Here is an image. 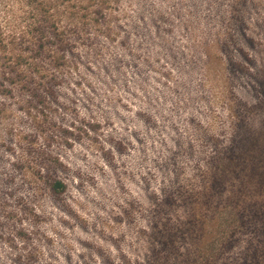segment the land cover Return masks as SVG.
<instances>
[{
  "label": "rangeland",
  "instance_id": "obj_1",
  "mask_svg": "<svg viewBox=\"0 0 264 264\" xmlns=\"http://www.w3.org/2000/svg\"><path fill=\"white\" fill-rule=\"evenodd\" d=\"M125 1L116 15V0H0V264H264V0ZM154 19L200 30L214 19L210 38L232 46L231 89L217 58L193 77L174 67L166 80L185 100L161 96L151 120L139 105L153 102L146 91L163 72L149 70L148 86L130 71L136 90L116 83V21ZM73 40L76 76L62 58ZM34 74L41 86L23 84ZM119 140L131 149L119 153ZM174 144L179 158L163 155ZM209 167L219 181L189 218L199 225L161 259L154 247L174 252L151 237V195L195 194ZM56 180L65 194L52 191ZM178 208L177 220L195 212L191 199Z\"/></svg>",
  "mask_w": 264,
  "mask_h": 264
},
{
  "label": "trees",
  "instance_id": "obj_2",
  "mask_svg": "<svg viewBox=\"0 0 264 264\" xmlns=\"http://www.w3.org/2000/svg\"><path fill=\"white\" fill-rule=\"evenodd\" d=\"M124 2L126 1L116 0V15L120 13V8L121 6H124ZM237 5L238 7L240 5H243L244 8L247 9L248 6L251 5V2L249 0H243L240 3L239 1H237ZM195 12L196 10L190 9V16ZM233 14H236V18H234L238 26H242V24L245 22V14L242 13V15L240 11H233ZM208 19H210V15L208 16ZM198 21L201 22V19L199 17ZM213 22L214 19H211L205 23L203 22L205 28L202 27V29L200 30V25H198L199 23L193 22V24L189 26L187 21H181L179 24L170 23L171 28H168L167 25H165L161 21H155V19L153 21H147V23L145 21L141 23L139 21H131V27L128 28L122 27L121 21H116V83L122 86V88L126 87V84L131 85L133 83L136 90L139 87V84L136 81H134L133 79H130V81H127L126 79V81H124L123 79L126 75H129L130 71L133 70L134 76L137 77H141L142 74H145L146 77H144V79L142 80L148 79V86L154 84L153 78L149 74V70L155 69L157 71H161L160 73L163 72V75L161 76V82L155 83V85H153L155 87L152 88V91H150V89L146 91V98H149V100L150 98L153 99V102H147L145 104L139 105V109L145 111L146 115L150 116L151 120H157V115L154 111L156 106L159 105L158 100L161 99V96H164L166 98L161 99V101H168V99L171 98H178V102L185 100V97L182 96L183 93L179 92L180 83L173 84L171 81L166 80L167 78H169V74L171 75L172 72L175 71L174 67L178 68V70L180 69V72L186 71V73H190L193 77V70L198 63L204 62L206 66L210 65V63L212 65H215V60L217 58L221 61V65L219 66V68L213 66V69L220 72V76L222 75L224 83L230 88L229 83L231 80V76L238 75L237 71L234 69V59L229 56V54H232V46L228 42V39L215 41L216 39L213 40L210 38L211 31L209 27H214ZM196 25H198V35H195ZM181 33L184 37L183 42L182 40H178L179 37L181 38ZM61 41L65 42L64 40ZM76 42L78 41L73 40V45L68 48V52L65 56L62 57L65 61V65L68 64V67L69 65H71L70 70L73 69V74L75 76L76 74H82V67L79 66V62L77 64V61L73 60L77 59L78 57L76 53H79L80 55V49L76 46ZM226 53L228 54V56L225 55ZM216 54L218 57L216 56ZM220 54H222V56H220ZM225 58L228 59L229 65L227 66L225 64ZM204 70L209 73L210 67ZM231 70H233L232 74ZM43 79L44 77L37 76L36 74L31 77L25 76L23 84L32 83L33 86L36 85L38 87L42 85L41 81ZM150 81L152 84L150 83ZM223 81L221 79V82ZM128 88L130 89V87ZM53 90L54 88L50 89L52 94H54ZM189 100H191L190 96ZM152 103L154 104L151 105ZM186 103L189 104L190 101L187 100ZM148 105H150L149 108H147ZM135 135L136 137H138V134H136V132ZM133 137L135 136H132V139L130 138L131 141L129 142V145L137 149L139 146V149L141 150L143 143H139V141H137L136 138L134 140ZM124 145L125 144L122 140L118 141L119 153H121L122 151H126V149H131V147L125 148L126 146L124 147ZM179 149H181V147L178 144H174L169 148H165L163 151V155L167 154L169 156L178 157L177 151ZM209 169L211 171V173L208 174L210 175V177H206L205 173L204 175H202L204 178H207V181L202 185V187H199L195 194H192L193 191L189 190L188 188L186 189V187H181L179 189L178 187H175V185L180 184L181 182L178 180L174 185H172L176 188H174L173 191H170L168 187L166 191H164V189H160L158 191L159 195H151V199H153L152 203L154 205L153 208L149 211V222L151 224L149 231L151 232V237L152 239H158V237L163 239L162 241L164 242L161 244L162 247H166L167 249L168 246L174 252L172 254L166 255V250H160L162 249L161 247H158V249L154 247L152 251L157 250L156 254L161 259H165L169 262L170 258L176 255L178 250L181 249V241L178 240V238H180V235L183 233L181 239H187L188 235L186 234L185 237L184 233V229L186 226L192 228L193 226L195 227L199 225V223L190 221V217H194V215L195 217L197 216L196 212L198 209L196 206L198 205L199 201H201L200 198L211 196L210 193L212 192L213 186H215V184L219 181V176L215 175L214 170L210 167L207 169V171H209ZM196 180L197 179H195V181ZM168 182L169 181H166L164 183V186ZM193 186L198 187V185L196 184H193ZM67 188V184L61 180H56L51 185V189L56 195L65 194ZM190 199L192 200L191 210H195V212L193 211L192 214L190 213L188 215V218L183 217L180 220H177L174 215L180 210L178 208L179 204H183L186 200ZM193 235L194 232H192V237ZM149 256L150 254L148 255V257Z\"/></svg>",
  "mask_w": 264,
  "mask_h": 264
}]
</instances>
